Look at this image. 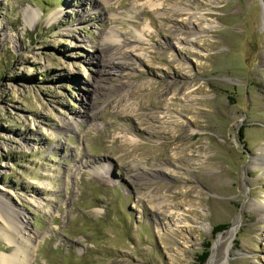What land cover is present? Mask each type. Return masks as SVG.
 <instances>
[{
  "label": "rangeland",
  "instance_id": "1",
  "mask_svg": "<svg viewBox=\"0 0 264 264\" xmlns=\"http://www.w3.org/2000/svg\"><path fill=\"white\" fill-rule=\"evenodd\" d=\"M16 229L28 264H264V0H0Z\"/></svg>",
  "mask_w": 264,
  "mask_h": 264
},
{
  "label": "bare ground",
  "instance_id": "2",
  "mask_svg": "<svg viewBox=\"0 0 264 264\" xmlns=\"http://www.w3.org/2000/svg\"><path fill=\"white\" fill-rule=\"evenodd\" d=\"M114 36L115 35H111L110 36V39H109V41H111L112 43H119L118 41H117V38L118 37H116V40L114 39ZM111 37H112V39H111ZM180 114L182 115V116H185V115H189V110L188 109H186V108H182L181 110H180ZM193 114L195 115V116H193V118H192V121H188V123L190 124V125H195V124H197L198 123V120L196 119V118H198L199 116V114L198 113H196V112H193ZM181 116V117H182ZM183 118V117H182ZM176 126L177 127H180V129H181V131L182 132H185V127L181 124V123H178V124H176ZM67 127L68 128H70L71 129V127H73V124H72V122H68V124H67ZM158 129L159 130H161L162 129V127H161V125L158 127ZM259 156H261V155H259ZM14 229V228H13ZM236 230H237V224L235 223L234 225H233V227H232V229H231V233L229 234V236L227 237V239L231 242L232 241V237H233V235L235 234V232H236ZM16 231L18 232V234H19V236L21 237V242H15L14 241V237L12 236V235H10V232H8V233H5V234H9V235H5V238L6 239H10L11 238V240L13 241V243H15L16 244V247H15V252H14V254H12V255H10V256H4V255H2V254H0V264H28L27 263V260H28V258H27V256L25 255V252L26 253H28V247H29V244H30V242H31V239H30V237H29V235L27 234V235H22V233L20 232V231H18L17 229H16ZM26 243V244H21V243ZM26 258V259H25Z\"/></svg>",
  "mask_w": 264,
  "mask_h": 264
},
{
  "label": "trees",
  "instance_id": "3",
  "mask_svg": "<svg viewBox=\"0 0 264 264\" xmlns=\"http://www.w3.org/2000/svg\"><path fill=\"white\" fill-rule=\"evenodd\" d=\"M228 227V224H219L214 226L213 229V236L218 235L225 231ZM211 243H207L205 246L204 251L197 257L195 264H205L207 261L208 256L210 255Z\"/></svg>",
  "mask_w": 264,
  "mask_h": 264
},
{
  "label": "water",
  "instance_id": "4",
  "mask_svg": "<svg viewBox=\"0 0 264 264\" xmlns=\"http://www.w3.org/2000/svg\"><path fill=\"white\" fill-rule=\"evenodd\" d=\"M208 258H209V256H208ZM208 258H207V259H208Z\"/></svg>",
  "mask_w": 264,
  "mask_h": 264
}]
</instances>
